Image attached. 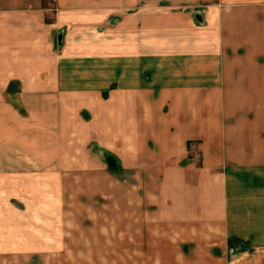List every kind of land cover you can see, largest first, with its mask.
<instances>
[{
	"label": "crops",
	"instance_id": "0c3cea01",
	"mask_svg": "<svg viewBox=\"0 0 264 264\" xmlns=\"http://www.w3.org/2000/svg\"><path fill=\"white\" fill-rule=\"evenodd\" d=\"M0 94L10 144H53L76 113L118 152V249L101 253L264 264V0H0Z\"/></svg>",
	"mask_w": 264,
	"mask_h": 264
},
{
	"label": "rangeland",
	"instance_id": "374dc122",
	"mask_svg": "<svg viewBox=\"0 0 264 264\" xmlns=\"http://www.w3.org/2000/svg\"><path fill=\"white\" fill-rule=\"evenodd\" d=\"M13 99L0 94V104ZM3 110L1 107L0 247L8 244L28 250H0V264H120L118 253L99 250L104 246L118 249V199L125 177L118 171V152L97 147L76 113L68 126L60 122L59 138L53 144L49 134L35 141L36 131L10 144L4 139ZM12 114L21 117L27 127H44V134L51 130L48 123L41 125L35 112L25 115L24 110H14ZM38 244L47 245V251L34 250Z\"/></svg>",
	"mask_w": 264,
	"mask_h": 264
}]
</instances>
